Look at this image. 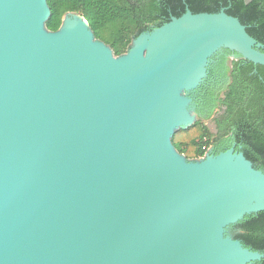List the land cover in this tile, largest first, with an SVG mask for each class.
Returning <instances> with one entry per match:
<instances>
[{
  "label": "water",
  "instance_id": "water-1",
  "mask_svg": "<svg viewBox=\"0 0 264 264\" xmlns=\"http://www.w3.org/2000/svg\"><path fill=\"white\" fill-rule=\"evenodd\" d=\"M50 15L0 0V264L260 260L229 226L264 210V170L235 147L188 158L173 136L199 118L212 56L264 65V44L225 8H188L116 56L82 15L57 31Z\"/></svg>",
  "mask_w": 264,
  "mask_h": 264
},
{
  "label": "trees",
  "instance_id": "trees-1",
  "mask_svg": "<svg viewBox=\"0 0 264 264\" xmlns=\"http://www.w3.org/2000/svg\"><path fill=\"white\" fill-rule=\"evenodd\" d=\"M51 15L49 30L57 31L69 12L82 15L97 39L111 46L116 56L128 51L132 41L144 31L183 15L189 8L194 13L226 12L246 25L247 31L264 44V0H48ZM230 59L228 83L211 84L207 78L193 92L205 101L198 109V120L173 136V144L188 158H201L209 147L236 150L264 170V65L255 64L239 54ZM225 59V58H224ZM212 74V72H210ZM208 110H206V109ZM211 120L216 133L207 125ZM236 239L263 254L254 264H264V210L248 214L229 226Z\"/></svg>",
  "mask_w": 264,
  "mask_h": 264
},
{
  "label": "flooded vegetation",
  "instance_id": "flooded-vegetation-1",
  "mask_svg": "<svg viewBox=\"0 0 264 264\" xmlns=\"http://www.w3.org/2000/svg\"><path fill=\"white\" fill-rule=\"evenodd\" d=\"M232 56H233V53H230V52L225 53L224 49L218 50L211 58L210 64L208 66V74H207V77L204 79V82L207 78H209L211 80L210 81L211 84L213 83V84H219V85H226V83H228V78H229L228 68L230 67V59L232 58ZM210 72H212V74ZM191 97L193 99L192 110H194V112L198 115L197 110L201 109L202 106L205 107V101L198 98L194 92L191 93ZM233 147H236L235 143H233L231 147L228 149H231ZM217 151H219V149L214 148L212 150V153L216 154Z\"/></svg>",
  "mask_w": 264,
  "mask_h": 264
},
{
  "label": "rangeland",
  "instance_id": "rangeland-1",
  "mask_svg": "<svg viewBox=\"0 0 264 264\" xmlns=\"http://www.w3.org/2000/svg\"><path fill=\"white\" fill-rule=\"evenodd\" d=\"M214 148H215L214 146L209 147L208 152L213 150Z\"/></svg>",
  "mask_w": 264,
  "mask_h": 264
}]
</instances>
